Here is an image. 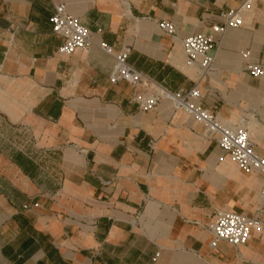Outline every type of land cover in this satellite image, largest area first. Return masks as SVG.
Wrapping results in <instances>:
<instances>
[{"label": "crops", "instance_id": "obj_1", "mask_svg": "<svg viewBox=\"0 0 264 264\" xmlns=\"http://www.w3.org/2000/svg\"><path fill=\"white\" fill-rule=\"evenodd\" d=\"M242 0H0V261L8 264H264V230L238 249L211 247L217 210L253 216L263 176L241 171L202 126L163 102L143 112L135 88L113 84V57L170 91L193 88L179 39L213 34ZM93 35L58 53L55 5ZM215 71L201 105L225 123L248 122L264 158V3L215 34ZM248 53V57H244Z\"/></svg>", "mask_w": 264, "mask_h": 264}, {"label": "built area", "instance_id": "obj_2", "mask_svg": "<svg viewBox=\"0 0 264 264\" xmlns=\"http://www.w3.org/2000/svg\"><path fill=\"white\" fill-rule=\"evenodd\" d=\"M258 1L264 3V0H242L237 8L223 13V23L214 26L213 34L210 35L194 34L179 39L173 22L163 21L159 24L163 34L181 43L186 66L198 73V82L188 90L173 92L143 75L129 64V48L116 52L104 42L99 43V48L115 60L111 82L117 84L124 81L132 85L136 90L133 102L141 111L151 112L163 102H170L175 112H184L201 125L204 137L216 141L241 171L264 178V158L255 150L248 122L242 119L236 125L225 123L216 113L202 107L200 90L201 81L209 79L215 71L216 57L212 52L215 49L214 35L223 36L229 29L242 27L244 15ZM51 23L54 34L63 39L58 51L60 55L70 56L78 50H87L93 44L90 29L70 15L65 4L55 5ZM243 55L248 57V53ZM245 70L253 77L264 78V63L248 64ZM260 194L264 198V180ZM207 228L212 236L211 247H216L220 242H226L236 249L243 247L252 240L254 232L264 230V204L256 209L253 216L217 210ZM0 264L8 262L0 261Z\"/></svg>", "mask_w": 264, "mask_h": 264}, {"label": "bare ground", "instance_id": "obj_3", "mask_svg": "<svg viewBox=\"0 0 264 264\" xmlns=\"http://www.w3.org/2000/svg\"><path fill=\"white\" fill-rule=\"evenodd\" d=\"M212 74H213V73H212ZM212 74H211V75H212Z\"/></svg>", "mask_w": 264, "mask_h": 264}]
</instances>
